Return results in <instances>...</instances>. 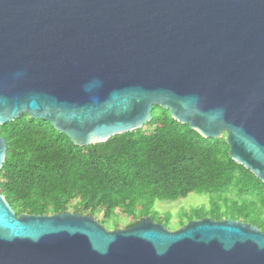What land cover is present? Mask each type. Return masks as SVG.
Wrapping results in <instances>:
<instances>
[{"label":"water","instance_id":"water-1","mask_svg":"<svg viewBox=\"0 0 264 264\" xmlns=\"http://www.w3.org/2000/svg\"><path fill=\"white\" fill-rule=\"evenodd\" d=\"M168 110L264 182V0H0V125L44 119L78 146ZM6 142L0 135V167ZM0 264H264L236 219L107 228L16 215L0 193Z\"/></svg>","mask_w":264,"mask_h":264},{"label":"trees","instance_id":"trees-1","mask_svg":"<svg viewBox=\"0 0 264 264\" xmlns=\"http://www.w3.org/2000/svg\"><path fill=\"white\" fill-rule=\"evenodd\" d=\"M146 127V128H144ZM6 153L0 193L16 215L51 214L72 208L107 228L149 217L172 229L190 219H236L264 232V182L228 155L224 136L203 137L155 105L142 127L103 142L78 146L49 121L23 112L0 125ZM207 202L171 215L157 200L189 193Z\"/></svg>","mask_w":264,"mask_h":264},{"label":"rangeland","instance_id":"rangeland-1","mask_svg":"<svg viewBox=\"0 0 264 264\" xmlns=\"http://www.w3.org/2000/svg\"><path fill=\"white\" fill-rule=\"evenodd\" d=\"M206 202H207L206 195L191 192L187 194L185 197L176 200H162V201L157 200L154 204V209L160 212V216H162L165 212H168L171 215V220L175 222L178 218L179 213L183 211H187L191 207H195ZM68 210H73V209L69 208ZM118 216L121 218L118 225V227L120 228L126 227L127 226L126 224L131 221L130 218L126 217L124 214L120 212H118Z\"/></svg>","mask_w":264,"mask_h":264}]
</instances>
